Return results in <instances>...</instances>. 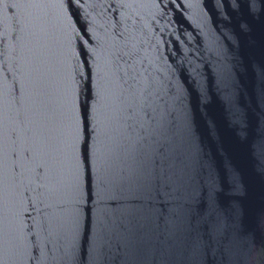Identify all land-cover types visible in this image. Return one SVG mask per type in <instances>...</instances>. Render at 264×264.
I'll return each mask as SVG.
<instances>
[{"label":"water","instance_id":"1","mask_svg":"<svg viewBox=\"0 0 264 264\" xmlns=\"http://www.w3.org/2000/svg\"><path fill=\"white\" fill-rule=\"evenodd\" d=\"M0 264H264V146L106 0H0Z\"/></svg>","mask_w":264,"mask_h":264}]
</instances>
